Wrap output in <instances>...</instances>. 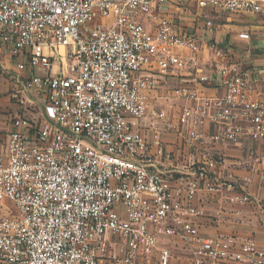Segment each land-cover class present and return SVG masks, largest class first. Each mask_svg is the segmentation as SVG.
Wrapping results in <instances>:
<instances>
[{
	"label": "built area",
	"instance_id": "built-area-1",
	"mask_svg": "<svg viewBox=\"0 0 264 264\" xmlns=\"http://www.w3.org/2000/svg\"><path fill=\"white\" fill-rule=\"evenodd\" d=\"M257 28L264 0H0V44L30 73L0 130V264H264V242L195 220L201 191L226 214L261 205L249 176L211 179L217 146L264 142V94L231 60ZM190 150L171 189L159 159Z\"/></svg>",
	"mask_w": 264,
	"mask_h": 264
},
{
	"label": "crops",
	"instance_id": "crops-1",
	"mask_svg": "<svg viewBox=\"0 0 264 264\" xmlns=\"http://www.w3.org/2000/svg\"><path fill=\"white\" fill-rule=\"evenodd\" d=\"M248 44V42H244ZM254 62L238 66L252 80L251 84L255 91L264 94V55L258 57ZM248 65V66H247ZM29 72L21 74L15 67V60L11 58L7 48L0 44V82H7L6 85L0 86V130H7L10 126V118L13 115L21 113L22 110L11 98V92L14 87L17 76L28 77ZM10 93L8 95L7 89ZM222 82H209L206 85L204 93L209 96L219 95L222 91ZM151 120H144L141 125L151 135ZM149 128V129H148ZM167 136L166 138H168ZM171 139L174 136L171 134ZM170 153L171 148L168 147ZM225 159V164L211 173L212 181L221 180L227 175H231L237 183H241L244 177L249 176L250 182L247 183V190L253 194L261 203L258 207H242L239 214H226L223 211L230 207L221 196V194L206 193L201 191L195 197V202L199 207L206 210L207 214L203 217L195 218L200 224L201 231L204 235L215 236L217 234H235L239 236L253 235L259 242H264V179H259L253 169L259 168L264 160V142L243 141L232 143L227 146H217L212 150ZM190 156H183L182 160L173 159L174 154L159 159V168L163 172L166 181L171 189L181 186L178 181L179 172L185 170L187 164L193 157L199 155L196 150H190ZM223 210V211H222Z\"/></svg>",
	"mask_w": 264,
	"mask_h": 264
},
{
	"label": "rangeland",
	"instance_id": "rangeland-1",
	"mask_svg": "<svg viewBox=\"0 0 264 264\" xmlns=\"http://www.w3.org/2000/svg\"><path fill=\"white\" fill-rule=\"evenodd\" d=\"M262 25V24H261ZM256 34L254 38L248 42V44L244 42H235L232 39L233 43V55L231 56L232 63H236L238 66H244L245 64H250L254 62L252 59L255 57L257 60V56L260 57L264 55V28H257L255 30ZM248 66V65H247ZM42 72L38 71L37 74L40 75ZM7 82H0V86L6 85ZM7 93H10V84L9 89H7ZM8 206L12 207L11 203H8Z\"/></svg>",
	"mask_w": 264,
	"mask_h": 264
}]
</instances>
